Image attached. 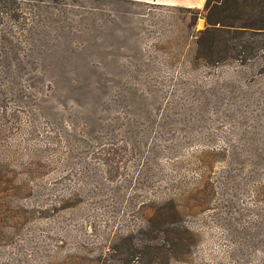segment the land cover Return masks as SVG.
<instances>
[{
  "label": "rangeland",
  "instance_id": "1",
  "mask_svg": "<svg viewBox=\"0 0 264 264\" xmlns=\"http://www.w3.org/2000/svg\"><path fill=\"white\" fill-rule=\"evenodd\" d=\"M173 2L124 3L110 16L118 31L115 44L129 54L122 61L139 59L150 81L156 79L150 96L156 125L163 106L173 116L166 123L173 130L158 141L156 157L139 161L128 148L117 171L89 166L68 172L66 143L54 138L43 117L33 133L28 110L11 104L7 111L0 109V264H103L107 258L106 264H147L135 254L117 257L111 246L128 256L121 254L123 247L162 242L164 235L153 240L144 235V223L164 198H173L178 210V221L168 226L189 230L181 247H164L171 252L167 264H261L264 247L242 246L229 232L232 222L217 214L230 207L229 200L236 212L255 211L250 217L264 207L253 188L219 182L223 172H248L231 165L234 146L242 149L250 142L264 153V70L238 77L242 69L234 66L196 63L191 14L174 7H184L186 0ZM204 27L199 18L195 28ZM116 90L110 86L105 92ZM193 90L207 102L193 97ZM116 133L125 134L119 128ZM78 190L83 194H72ZM139 228L145 232L138 233Z\"/></svg>",
  "mask_w": 264,
  "mask_h": 264
},
{
  "label": "trees",
  "instance_id": "2",
  "mask_svg": "<svg viewBox=\"0 0 264 264\" xmlns=\"http://www.w3.org/2000/svg\"><path fill=\"white\" fill-rule=\"evenodd\" d=\"M141 2L0 0V109L7 111L11 104L15 109L28 110L33 133L43 117L54 129V138L66 143L68 155H64L63 162L68 172H85L89 166L117 171L123 167L121 161L128 148L131 157L134 150L139 161L145 156L154 158L161 151L160 138L173 130L166 128L173 116L164 106L160 125L155 123L150 96L156 91V79L150 81V74L143 70L139 59L122 61L121 57L129 54L115 44L118 31L110 16L120 12L121 4ZM174 7L191 14L195 30L191 33L194 38L190 49L196 63L209 68L234 66L242 69L238 77L246 70H264V39L255 37L264 35V0H206L202 8ZM199 18L205 20V27L198 30L195 26ZM109 84L117 90L105 92ZM199 93L191 92L205 104L207 96ZM118 128L124 131L123 138L116 133ZM250 145L243 144V150L234 146L231 151V165H240L248 172H223L219 182L230 187H251L255 196L264 201V153L259 146ZM223 153L227 158L228 152ZM62 201L59 199V203ZM162 201L145 220L148 231L144 235L149 234L152 240L164 235L163 241L150 244L143 239L132 248L125 242L128 250L123 247L121 254L128 256H121L120 250L111 246L117 257L132 258L135 254L142 261L147 259V264L169 263L171 252L164 247H181L184 233L189 230L182 226L186 232L180 228L175 231L173 225L168 226L178 221V210L173 198ZM228 202L230 207L221 209L218 219L232 222L229 232L239 237L242 246L264 247V207L250 217L253 210L236 212L232 209L234 202ZM143 231L144 228L138 229V233ZM260 263L264 264V259Z\"/></svg>",
  "mask_w": 264,
  "mask_h": 264
},
{
  "label": "crops",
  "instance_id": "3",
  "mask_svg": "<svg viewBox=\"0 0 264 264\" xmlns=\"http://www.w3.org/2000/svg\"><path fill=\"white\" fill-rule=\"evenodd\" d=\"M138 1H145V2H156L163 5H172L174 2L173 0H138ZM205 0H186L183 4L186 7H199L202 6Z\"/></svg>",
  "mask_w": 264,
  "mask_h": 264
}]
</instances>
